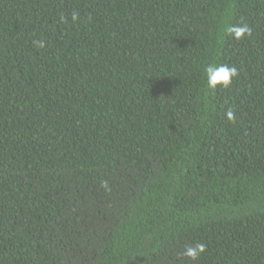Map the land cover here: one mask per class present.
Masks as SVG:
<instances>
[{
	"label": "trees",
	"instance_id": "16d2710c",
	"mask_svg": "<svg viewBox=\"0 0 264 264\" xmlns=\"http://www.w3.org/2000/svg\"><path fill=\"white\" fill-rule=\"evenodd\" d=\"M0 264H264V0H0Z\"/></svg>",
	"mask_w": 264,
	"mask_h": 264
},
{
	"label": "clouds",
	"instance_id": "9594fccd",
	"mask_svg": "<svg viewBox=\"0 0 264 264\" xmlns=\"http://www.w3.org/2000/svg\"><path fill=\"white\" fill-rule=\"evenodd\" d=\"M77 13H73L72 19H77ZM225 31L234 39L239 40L245 35L251 34V29L247 25L243 26H226ZM39 47H44V42H37ZM205 83L210 91H215L219 88H228L233 78L238 75L237 69L228 64L208 63L203 68ZM228 119H233V113L228 110L226 113ZM206 245L204 243H196L194 246H187L183 255L189 260L195 261L199 256L205 252Z\"/></svg>",
	"mask_w": 264,
	"mask_h": 264
}]
</instances>
